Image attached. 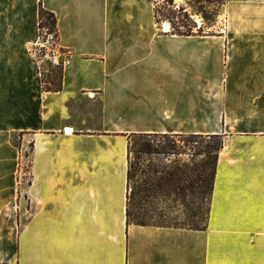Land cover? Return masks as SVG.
Listing matches in <instances>:
<instances>
[{"label":"crops","instance_id":"1","mask_svg":"<svg viewBox=\"0 0 264 264\" xmlns=\"http://www.w3.org/2000/svg\"><path fill=\"white\" fill-rule=\"evenodd\" d=\"M162 1L0 0V264H264V0H202L223 9L193 35ZM42 5L71 56L59 91L32 54ZM135 133L222 138L204 229L128 223Z\"/></svg>","mask_w":264,"mask_h":264},{"label":"rangeland","instance_id":"2","mask_svg":"<svg viewBox=\"0 0 264 264\" xmlns=\"http://www.w3.org/2000/svg\"><path fill=\"white\" fill-rule=\"evenodd\" d=\"M161 23L182 25V20L193 27L195 33L212 31L220 16L223 3L195 0L168 5L162 1ZM185 10L181 11L180 7ZM185 12L190 18H185ZM166 18V19H165ZM56 68H52L51 71ZM48 73V74H49ZM47 74V75H48ZM19 136L14 142L21 143ZM131 141V139H130ZM129 141V160L132 166L130 194L132 223L176 227H204L209 210L210 184L217 157L216 146L222 138L190 135H168ZM146 141L153 146L152 152H144ZM174 148H169V145ZM33 143L25 145L18 173L20 193H36L32 173ZM37 188V189H36ZM40 188V187H39Z\"/></svg>","mask_w":264,"mask_h":264},{"label":"trees","instance_id":"3","mask_svg":"<svg viewBox=\"0 0 264 264\" xmlns=\"http://www.w3.org/2000/svg\"><path fill=\"white\" fill-rule=\"evenodd\" d=\"M197 2H201L202 0H195ZM164 2H166L168 5H172L174 6L175 5V1L174 0H164ZM209 2H212V1H209ZM180 10L181 11H184L185 8L182 6L180 7ZM161 7L159 4L156 5L155 7V16H156V20L158 22V24L161 23ZM185 18L186 19H189L190 18V15L189 13L185 12ZM166 19V18H165ZM40 25L44 26H49L50 28H57V19H56V16L53 12L51 11H48L46 10L43 5L41 6V9H40ZM182 25H184V27L187 28V30H183L181 29L180 26L178 25H174L172 24V33L174 34H179V35H193V34H202L201 32H198V33H195L193 31V27L188 25L185 21L182 20ZM62 79H63V69L62 68H56V69H53L51 71V73H49L48 75H45L43 76V82H44V88L46 90H49V91H59L62 89V86H63V82H62ZM159 136V134H146V133H135V134H132L130 136V143L131 142H136L137 139H145L146 138H152V137H157ZM161 136H168V135H161ZM191 136H201V135H191ZM213 137H217V136H213ZM222 147V142L220 144H218L216 146V151L218 153V151L221 149ZM169 148H174L171 144L169 145ZM153 146H152V143L150 141H146L145 143V148L142 149V151L144 152H152L153 150ZM217 158V157H216ZM215 164H216V160H215ZM215 164H214V172H213V177H212V180H211V184H210V195L212 194V191H213V185H214V176H215ZM131 172H132V166L130 165V160H129V171H128V188H129V193H128V207H127V218H128V223H131L132 220H131V217H132V214H131V202L133 200V193L130 194V180H131ZM136 224H141V225H147L143 222H138ZM189 228H192V229H204V227H189Z\"/></svg>","mask_w":264,"mask_h":264},{"label":"built area","instance_id":"4","mask_svg":"<svg viewBox=\"0 0 264 264\" xmlns=\"http://www.w3.org/2000/svg\"><path fill=\"white\" fill-rule=\"evenodd\" d=\"M59 39L57 28L40 26V34L33 44L32 54L39 63L43 76L47 75L52 68L64 69L71 64L70 52L60 45Z\"/></svg>","mask_w":264,"mask_h":264},{"label":"bare ground","instance_id":"5","mask_svg":"<svg viewBox=\"0 0 264 264\" xmlns=\"http://www.w3.org/2000/svg\"><path fill=\"white\" fill-rule=\"evenodd\" d=\"M167 25H170V24L166 23V24H165V28L168 29V30H170V29H171V26L168 27Z\"/></svg>","mask_w":264,"mask_h":264},{"label":"water","instance_id":"6","mask_svg":"<svg viewBox=\"0 0 264 264\" xmlns=\"http://www.w3.org/2000/svg\"><path fill=\"white\" fill-rule=\"evenodd\" d=\"M168 27H170V25H167Z\"/></svg>","mask_w":264,"mask_h":264}]
</instances>
